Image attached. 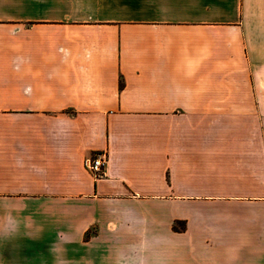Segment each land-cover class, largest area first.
I'll return each instance as SVG.
<instances>
[{
  "label": "crops",
  "instance_id": "0c3cea01",
  "mask_svg": "<svg viewBox=\"0 0 264 264\" xmlns=\"http://www.w3.org/2000/svg\"><path fill=\"white\" fill-rule=\"evenodd\" d=\"M0 264H264V0H0Z\"/></svg>",
  "mask_w": 264,
  "mask_h": 264
},
{
  "label": "built area",
  "instance_id": "2783aa9c",
  "mask_svg": "<svg viewBox=\"0 0 264 264\" xmlns=\"http://www.w3.org/2000/svg\"><path fill=\"white\" fill-rule=\"evenodd\" d=\"M107 157L104 153L94 154L86 162L85 166L88 172L95 178H100L104 173Z\"/></svg>",
  "mask_w": 264,
  "mask_h": 264
}]
</instances>
